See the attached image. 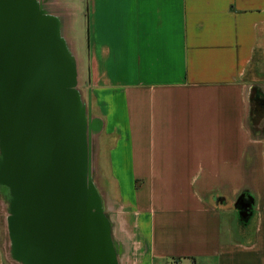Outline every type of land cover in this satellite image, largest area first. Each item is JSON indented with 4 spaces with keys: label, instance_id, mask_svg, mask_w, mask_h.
I'll list each match as a JSON object with an SVG mask.
<instances>
[{
    "label": "crops",
    "instance_id": "1",
    "mask_svg": "<svg viewBox=\"0 0 264 264\" xmlns=\"http://www.w3.org/2000/svg\"><path fill=\"white\" fill-rule=\"evenodd\" d=\"M38 1L63 38L86 25L90 172L126 264H264V0Z\"/></svg>",
    "mask_w": 264,
    "mask_h": 264
},
{
    "label": "water",
    "instance_id": "2",
    "mask_svg": "<svg viewBox=\"0 0 264 264\" xmlns=\"http://www.w3.org/2000/svg\"><path fill=\"white\" fill-rule=\"evenodd\" d=\"M67 47L38 0H0V182L15 255L26 264H119ZM236 206L246 220L251 201L240 195Z\"/></svg>",
    "mask_w": 264,
    "mask_h": 264
},
{
    "label": "rangeland",
    "instance_id": "3",
    "mask_svg": "<svg viewBox=\"0 0 264 264\" xmlns=\"http://www.w3.org/2000/svg\"><path fill=\"white\" fill-rule=\"evenodd\" d=\"M43 5V4H42ZM45 8V6L43 5ZM65 42L67 43V49L75 62V89L79 92L82 103L85 104L84 98L86 97L90 89V85L88 81L90 80V68L87 64V54L89 48L87 47L88 37L86 25L84 23L77 24V29L75 33L64 34ZM72 43V44H71ZM77 58V60H76ZM255 62H253L254 64ZM253 66L251 65L249 71L247 72V78L251 76V71ZM88 101V100H87ZM85 106V105H84ZM253 106L261 111L264 110V100L263 98H258L253 101ZM86 109V107H85ZM254 110V109H253ZM91 156V150H90ZM91 169V164H90ZM91 171V170H90ZM94 184V182H93ZM11 215L10 212V202L9 195L7 190H4V186L0 182V252L2 254L3 264H26L22 259L17 258L15 255L14 249V241L10 233L9 229V221L8 218ZM115 234L119 238L124 235L123 230L120 228L115 229ZM124 249H122V245L117 242V261L119 264H126L125 257H127V244H123ZM124 250V251H123ZM124 261V262H123Z\"/></svg>",
    "mask_w": 264,
    "mask_h": 264
},
{
    "label": "bare ground",
    "instance_id": "4",
    "mask_svg": "<svg viewBox=\"0 0 264 264\" xmlns=\"http://www.w3.org/2000/svg\"><path fill=\"white\" fill-rule=\"evenodd\" d=\"M48 9V8H47Z\"/></svg>",
    "mask_w": 264,
    "mask_h": 264
},
{
    "label": "trees",
    "instance_id": "5",
    "mask_svg": "<svg viewBox=\"0 0 264 264\" xmlns=\"http://www.w3.org/2000/svg\"><path fill=\"white\" fill-rule=\"evenodd\" d=\"M107 215V214H106Z\"/></svg>",
    "mask_w": 264,
    "mask_h": 264
}]
</instances>
